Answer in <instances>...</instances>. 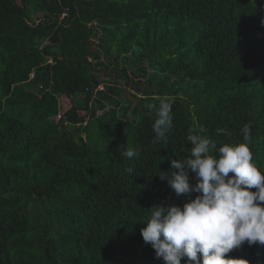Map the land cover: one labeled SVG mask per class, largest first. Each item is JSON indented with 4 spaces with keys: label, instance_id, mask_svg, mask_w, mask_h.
<instances>
[{
    "label": "trees",
    "instance_id": "1",
    "mask_svg": "<svg viewBox=\"0 0 264 264\" xmlns=\"http://www.w3.org/2000/svg\"><path fill=\"white\" fill-rule=\"evenodd\" d=\"M246 125L264 173V0H0V264H164L140 230L187 197L159 176L193 130L218 149ZM228 255L264 264V246Z\"/></svg>",
    "mask_w": 264,
    "mask_h": 264
},
{
    "label": "clouds",
    "instance_id": "2",
    "mask_svg": "<svg viewBox=\"0 0 264 264\" xmlns=\"http://www.w3.org/2000/svg\"><path fill=\"white\" fill-rule=\"evenodd\" d=\"M147 107L156 110L153 131L157 142H163L172 128L171 103L162 100L158 109L153 104ZM242 132L243 142L224 143L217 149L203 129L193 130L187 136L190 156L172 160L177 171L159 176L177 197H187L183 207L154 205L140 230L145 244L164 264L182 260L185 264H249L228 254L245 244L264 246V173L254 162L250 127L246 125ZM122 155L131 158L138 153L125 148Z\"/></svg>",
    "mask_w": 264,
    "mask_h": 264
},
{
    "label": "rangeland",
    "instance_id": "3",
    "mask_svg": "<svg viewBox=\"0 0 264 264\" xmlns=\"http://www.w3.org/2000/svg\"><path fill=\"white\" fill-rule=\"evenodd\" d=\"M27 4H28V0H18V8H20V9H23V7L25 8ZM116 65H117V63H116ZM125 66L128 68V71H129L130 74L133 72V70H137V72H139V69H140L141 66H145L147 68H150L147 59L144 60V63L142 65L139 64V63L136 64V65H134L132 61H129L128 64H123V63L121 64V67H125ZM109 72H111V71L109 70ZM104 74L102 73V75H104ZM105 76H104V79H106V80H109V79L112 80L111 82L113 84H114V81L115 82L119 81V83H117V84L121 85L122 87L124 86V83L122 81V78H118L114 73H112L111 78L107 77V75H105ZM141 79L143 80V78H141ZM130 99L133 102H136V99H134L132 96H130ZM60 101H61V104H62V114H63L67 110H69L71 108V102H70V99H68L67 97H61ZM85 115H86L85 112H83V113L80 114V121H85Z\"/></svg>",
    "mask_w": 264,
    "mask_h": 264
},
{
    "label": "built area",
    "instance_id": "4",
    "mask_svg": "<svg viewBox=\"0 0 264 264\" xmlns=\"http://www.w3.org/2000/svg\"><path fill=\"white\" fill-rule=\"evenodd\" d=\"M65 16V15H64ZM32 78H33V75H32Z\"/></svg>",
    "mask_w": 264,
    "mask_h": 264
}]
</instances>
